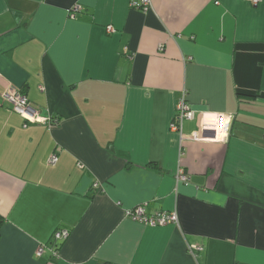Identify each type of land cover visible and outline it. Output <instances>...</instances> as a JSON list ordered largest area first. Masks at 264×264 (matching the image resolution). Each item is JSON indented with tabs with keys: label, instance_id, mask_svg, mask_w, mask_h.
Returning a JSON list of instances; mask_svg holds the SVG:
<instances>
[{
	"label": "crops",
	"instance_id": "crops-1",
	"mask_svg": "<svg viewBox=\"0 0 264 264\" xmlns=\"http://www.w3.org/2000/svg\"><path fill=\"white\" fill-rule=\"evenodd\" d=\"M9 88L58 122L25 126ZM183 97L184 134L224 112L227 141L171 130ZM0 214V264H264V0H0Z\"/></svg>",
	"mask_w": 264,
	"mask_h": 264
},
{
	"label": "built area",
	"instance_id": "built-area-1",
	"mask_svg": "<svg viewBox=\"0 0 264 264\" xmlns=\"http://www.w3.org/2000/svg\"><path fill=\"white\" fill-rule=\"evenodd\" d=\"M254 5L259 4L262 0H245ZM152 0H131V6L139 8L143 11H148L151 7ZM82 6L75 4L70 9V17L75 18L81 12ZM108 32H115L116 29L109 25L107 27ZM162 48V47H160ZM2 101L7 102L13 111L20 114L25 120L26 125L28 123L44 124L51 127L58 121L54 120L50 116H44L40 110L37 109L31 103L28 96L16 88L7 89L2 95ZM198 112L194 107L183 97L178 105L177 112L174 119L170 123V129L177 131L181 134L182 139H189L193 141H210V142H224L227 141L232 127L234 116L224 112H201L199 113L198 129L193 131L189 135H185L183 132L184 122L187 120H194L197 117ZM59 161V156L54 152L50 158L49 163L55 165ZM177 180L180 182H187L188 177L184 170L180 169L177 174ZM93 188L96 190H103L99 181L93 183ZM127 216L140 223L149 225L152 227L165 226L169 224H177L179 217L175 211H158L155 213H149L147 210V204H139L127 211ZM70 236V230L68 228H59L53 233L52 240L47 243H40L36 250L37 256H43L48 253L51 259L59 256L60 244ZM205 250L204 245L190 244L189 251L194 255Z\"/></svg>",
	"mask_w": 264,
	"mask_h": 264
},
{
	"label": "trees",
	"instance_id": "trees-1",
	"mask_svg": "<svg viewBox=\"0 0 264 264\" xmlns=\"http://www.w3.org/2000/svg\"><path fill=\"white\" fill-rule=\"evenodd\" d=\"M3 222H4V217L0 214V229H1Z\"/></svg>",
	"mask_w": 264,
	"mask_h": 264
}]
</instances>
